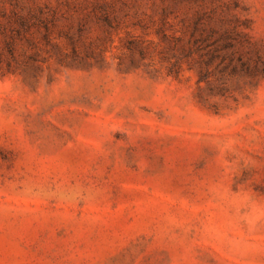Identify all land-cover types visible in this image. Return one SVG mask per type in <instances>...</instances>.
<instances>
[{
  "label": "rangeland",
  "instance_id": "374dc122",
  "mask_svg": "<svg viewBox=\"0 0 264 264\" xmlns=\"http://www.w3.org/2000/svg\"><path fill=\"white\" fill-rule=\"evenodd\" d=\"M0 264H264V0H0Z\"/></svg>",
  "mask_w": 264,
  "mask_h": 264
}]
</instances>
